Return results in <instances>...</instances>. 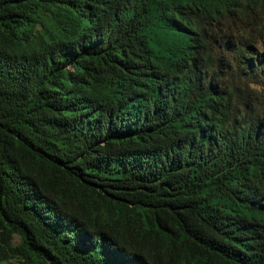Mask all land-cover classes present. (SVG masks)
<instances>
[{"label": "trees", "instance_id": "obj_1", "mask_svg": "<svg viewBox=\"0 0 264 264\" xmlns=\"http://www.w3.org/2000/svg\"><path fill=\"white\" fill-rule=\"evenodd\" d=\"M263 14L0 0V264H264Z\"/></svg>", "mask_w": 264, "mask_h": 264}, {"label": "rangeland", "instance_id": "obj_2", "mask_svg": "<svg viewBox=\"0 0 264 264\" xmlns=\"http://www.w3.org/2000/svg\"><path fill=\"white\" fill-rule=\"evenodd\" d=\"M257 25H251V26H247L246 24H239L240 26L242 27H245L247 32H249L250 34L252 33H257V31L259 30V27L261 26L262 27V43L264 44V14L263 15H259L258 16V19H257ZM255 31V32H253ZM18 237H16V242H18ZM3 264H11V263H8V262H5Z\"/></svg>", "mask_w": 264, "mask_h": 264}, {"label": "clouds", "instance_id": "obj_3", "mask_svg": "<svg viewBox=\"0 0 264 264\" xmlns=\"http://www.w3.org/2000/svg\"><path fill=\"white\" fill-rule=\"evenodd\" d=\"M250 89L255 92V93H259L260 92V86L259 85H256V84H251L250 86Z\"/></svg>", "mask_w": 264, "mask_h": 264}]
</instances>
